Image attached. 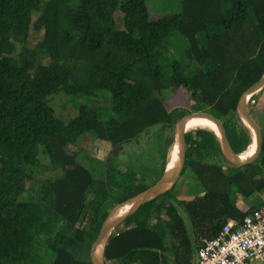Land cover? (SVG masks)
<instances>
[{
    "label": "trees",
    "instance_id": "1",
    "mask_svg": "<svg viewBox=\"0 0 264 264\" xmlns=\"http://www.w3.org/2000/svg\"><path fill=\"white\" fill-rule=\"evenodd\" d=\"M117 9L122 28H116ZM181 14L171 19L179 18L175 30L186 42L185 60L196 66L192 72L170 57L146 0H0V264H26L41 248L47 256L61 222L76 234L79 229L90 248L109 209L149 186L145 178L156 177L154 182L162 175L176 123L190 110L223 115L233 150L243 154L250 147L252 133L237 113V101L264 72V0H182ZM201 32L205 46L199 44ZM167 88L187 90L194 108L170 111L162 98ZM58 92L104 98L108 115L103 119L98 106L81 104L75 116L63 120L49 101ZM86 134L110 146L104 179H96L78 152L68 150ZM118 145L123 148L112 154ZM40 147L59 172L38 186L41 200L35 201L24 193ZM137 151V170H129L127 159L117 162L119 155ZM257 163L264 166V144L252 162ZM185 166L206 193L179 201L170 188L143 203L111 232L105 260L135 257L141 264H160L158 251L184 260L223 223L241 222L233 184L244 194L264 186L263 178L252 177L250 187L242 167L229 171L218 133L203 125L188 130ZM112 191L116 197L108 200ZM163 209L175 216L168 232L161 230ZM69 245L58 246L48 264H91Z\"/></svg>",
    "mask_w": 264,
    "mask_h": 264
},
{
    "label": "rangeland",
    "instance_id": "2",
    "mask_svg": "<svg viewBox=\"0 0 264 264\" xmlns=\"http://www.w3.org/2000/svg\"><path fill=\"white\" fill-rule=\"evenodd\" d=\"M146 3L148 6L149 14L151 18L154 19L155 26L161 31L162 35L166 37V41L170 50V57L179 59L181 62H183L184 65L187 63L189 71H194L196 66L192 64L190 60H185L184 58V55L188 54L185 50L186 42L175 30V25L179 22V18L171 19L172 17L182 16V0H146ZM117 17H120V21L119 24L116 25V28H122V14L119 9H117L114 14V18L116 19ZM198 40L200 45L205 46L206 40L203 32L198 34ZM18 50L19 44L17 45V49L13 56H16ZM44 59L45 58L43 57V60ZM162 98L166 108H168L170 111L181 108H194V105L191 104L189 92L182 88H167L163 90ZM95 99L96 97L89 98L85 96H69L64 94L63 92L52 94L49 97L50 105L55 111V114L63 120H67L75 116L77 114L78 106L81 104H95V106L99 107L101 118L105 119L108 115L107 100L104 98H97L96 100ZM252 111L262 131H264V118H261L255 110ZM200 126H202V124H200ZM93 139L95 140V142H93ZM144 143L145 142H142L141 144L144 146ZM142 145L139 146L141 155L144 154V148L142 147ZM109 149L110 146L108 144L96 140L94 137L89 136V134L79 137L73 144H70L68 146L69 151L76 150L78 152V160L92 171L96 179H104V160L107 153L109 152ZM38 150L39 163L37 164V167L34 168V172L32 173L31 179L33 182L31 183L30 188H28L27 191L24 193V198L28 197L29 199L35 201L41 200V194L38 191V186L46 182V180L54 178L57 175L56 173L59 172V170L53 171L52 168L49 166L48 158L45 154L42 153L41 147ZM137 152L138 155L133 152L123 153L117 157V162L122 164L123 161L127 159L130 161L129 170H137V166L135 164H137L138 156L141 157V155H139V151ZM144 156L145 155H143V157ZM258 167V163H250L243 166L242 169L252 171V169H257ZM126 168H128V166ZM227 169L231 172L235 171L233 166H228ZM260 169L261 173H264V166H260ZM155 178L156 177H153V179ZM153 179H146V182H149L150 184L153 182ZM182 179L180 181H182ZM95 186L98 187L97 185ZM92 191L93 188H90L88 190V194H91ZM108 196V200H114L113 198L116 197V193L114 191L108 192ZM42 206L46 209L45 204H42ZM174 221L175 216L167 211V219L165 221L162 219L163 226L161 230L164 232L170 231V227L174 223ZM64 223L65 222L60 223L59 232L56 233L55 242L53 240V243L50 247L51 249L50 251H48L47 256L45 255L43 248H41L39 249L40 251L35 252L34 256L31 257V259L27 260L26 264H43V262H45L44 264H48L50 257H52V252L56 250L58 246L61 245L67 247L68 244H70L69 246L71 247L77 245L82 247L83 244L81 241V231L79 229L78 231L76 230L78 232L76 234L73 229L69 230L67 226H64ZM188 230L191 233V230ZM60 242L62 243L60 244Z\"/></svg>",
    "mask_w": 264,
    "mask_h": 264
},
{
    "label": "water",
    "instance_id": "3",
    "mask_svg": "<svg viewBox=\"0 0 264 264\" xmlns=\"http://www.w3.org/2000/svg\"><path fill=\"white\" fill-rule=\"evenodd\" d=\"M264 87V72L256 81L247 86L240 94L237 101V113L248 126L252 138L257 146L254 153L248 157L237 154L231 144V129L228 120L221 114L201 108L185 113L176 123L174 131L173 149L171 157L162 175L145 189L114 204L104 216L99 230L90 245L89 260L91 264H106L104 259V247L111 232L119 226L126 217L133 214L143 203L155 198L159 194L172 188L185 164L187 133L195 119L208 117L221 126V148L226 161L235 167H243L258 159L263 150L264 138L262 129L250 109V98ZM123 145L114 147L112 154L120 151ZM172 163L170 164V162ZM170 164V165H169Z\"/></svg>",
    "mask_w": 264,
    "mask_h": 264
},
{
    "label": "built area",
    "instance_id": "4",
    "mask_svg": "<svg viewBox=\"0 0 264 264\" xmlns=\"http://www.w3.org/2000/svg\"><path fill=\"white\" fill-rule=\"evenodd\" d=\"M264 262V201L242 218L227 221L215 236L203 238L197 264H261ZM141 264V263H136Z\"/></svg>",
    "mask_w": 264,
    "mask_h": 264
},
{
    "label": "crops",
    "instance_id": "5",
    "mask_svg": "<svg viewBox=\"0 0 264 264\" xmlns=\"http://www.w3.org/2000/svg\"><path fill=\"white\" fill-rule=\"evenodd\" d=\"M250 103V109L255 110L256 113L259 114L261 118H264V91L260 92L257 96H252L249 100ZM253 104V108H252ZM253 113V111H252ZM93 142L95 140L93 139ZM250 180V187H252V177L253 180H260L263 178L264 180V173H261L260 166L256 169H252V171H248L245 169H241ZM150 177L146 178L149 179ZM183 178V179H182ZM182 179V181H180ZM172 195L175 199L179 201H191L197 197H201L206 193V188L201 182V180L198 178L196 173L192 170L191 167L185 166L183 167L180 176L176 180V182L173 184L171 189ZM231 198L234 201V204L238 208V210L246 215L250 211L258 208L264 201V186L255 192H251L249 194L242 193L239 188L233 184L231 187ZM161 218L165 221L167 219V211L162 210ZM229 221L236 222L235 219H231ZM237 223V222H236ZM173 225V224H172ZM171 225V227H172ZM170 227V229H171ZM122 226H117L113 231H116L121 229ZM169 242L171 240L169 239ZM82 247H70V250L74 253V255L81 260H87L89 259V246L87 245L86 241L84 240L82 242ZM159 256L163 258L162 263L160 264H197V253L189 254L186 259L181 260L179 258H176L172 252H162L158 251ZM106 264H136L139 263L138 259L135 257L124 260V261H116V260H105Z\"/></svg>",
    "mask_w": 264,
    "mask_h": 264
},
{
    "label": "bare ground",
    "instance_id": "6",
    "mask_svg": "<svg viewBox=\"0 0 264 264\" xmlns=\"http://www.w3.org/2000/svg\"><path fill=\"white\" fill-rule=\"evenodd\" d=\"M198 123L204 125L205 127H209L211 129L215 130L218 133V135L221 136V134H222L221 133V126L215 120L208 118V117H203V116L198 117L197 119L194 120V123L192 124V126H200V124H198ZM256 146H257V143H256V141L253 140L250 147L243 153V157H248V156L252 155L256 149Z\"/></svg>",
    "mask_w": 264,
    "mask_h": 264
}]
</instances>
